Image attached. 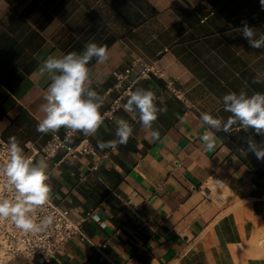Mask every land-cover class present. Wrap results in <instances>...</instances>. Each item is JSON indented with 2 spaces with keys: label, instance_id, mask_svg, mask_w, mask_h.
Wrapping results in <instances>:
<instances>
[{
  "label": "crops",
  "instance_id": "0c3cea01",
  "mask_svg": "<svg viewBox=\"0 0 264 264\" xmlns=\"http://www.w3.org/2000/svg\"><path fill=\"white\" fill-rule=\"evenodd\" d=\"M243 21L257 38L264 34L260 0H0V79L7 76L14 101L0 120L2 135L24 112L41 116L50 80L39 69L49 55L80 52L101 31L115 38L109 59L90 67L109 115L95 135L77 134L47 162L51 199L83 220L89 240L72 239L50 263L0 264H264V162L241 155L248 134L236 126L217 133L212 151L201 140L208 130L201 112L230 115L223 95L245 81L249 95L264 93L252 82L264 72V51L242 37ZM136 60L132 90L151 89L167 106L153 125L157 140L123 110L127 94L108 92ZM143 63L159 75L138 78ZM118 118L132 123L133 137L101 151L97 141L116 138ZM47 136L26 143L42 146ZM82 143L88 152L68 154Z\"/></svg>",
  "mask_w": 264,
  "mask_h": 264
},
{
  "label": "clouds",
  "instance_id": "9594fccd",
  "mask_svg": "<svg viewBox=\"0 0 264 264\" xmlns=\"http://www.w3.org/2000/svg\"><path fill=\"white\" fill-rule=\"evenodd\" d=\"M264 7V0H260ZM238 29L242 37L253 49L264 51V34L257 38V33L246 21ZM109 59L106 46L98 45L91 40L84 44L80 52L72 51L59 57L49 55L39 69L41 76L47 75L50 83L40 104L41 116L37 118L36 131L40 134H52L54 138L63 128L67 129L64 137L71 143L77 134L95 135L108 113H102L103 97L93 88L89 65L91 62L105 63ZM264 84V72L258 71L252 81ZM247 82L245 81V88ZM241 88L229 91L222 97L223 110L230 113L224 117L211 112H201V124L207 127L202 135L207 150L216 146L217 133H231L234 126L248 135L242 140L246 148H241V155L247 158L248 153L264 162V140L257 142L255 135L264 137V93L253 92L251 95ZM157 96L151 89L137 87L127 92V101L123 110L145 129L153 140L160 137L153 128L159 115L167 112V106H158ZM115 139L97 141V147L104 151H115L120 145H126L134 135V128L128 119L116 121ZM7 159L0 163V176L6 178L4 189L12 193L11 198L0 196V219L10 218L15 226L25 232H38L51 224V217L37 222L34 213L43 208L51 198V174L46 160H33L25 154L15 137H10L6 146ZM218 183L221 181H217Z\"/></svg>",
  "mask_w": 264,
  "mask_h": 264
},
{
  "label": "built area",
  "instance_id": "2783aa9c",
  "mask_svg": "<svg viewBox=\"0 0 264 264\" xmlns=\"http://www.w3.org/2000/svg\"><path fill=\"white\" fill-rule=\"evenodd\" d=\"M122 72L115 74L116 83L108 90L120 91L122 95L127 94L136 80H131L135 64ZM151 74L159 75L149 64L143 63L138 78H148ZM121 99V98H120ZM118 99L115 104L119 102ZM66 134V133H65ZM58 138L52 137L42 146L36 143H26L25 154L35 160L44 159L46 162L56 157L58 152L66 147L64 137L57 134ZM7 142L0 134V163L7 159ZM89 144L79 145V147L69 150L68 154H78L88 152ZM6 178L0 176V196L11 198L12 193L4 189ZM127 206L131 213L139 217V205L132 199L127 200ZM34 219L40 220L51 217V224L38 232H25L18 229L10 218L0 219V260H10L15 257H26L32 262L50 263L58 258L68 243L74 239L89 240L82 229V219H75L71 209L55 203L51 198L49 202L33 214ZM96 217V216H94Z\"/></svg>",
  "mask_w": 264,
  "mask_h": 264
},
{
  "label": "trees",
  "instance_id": "16d2710c",
  "mask_svg": "<svg viewBox=\"0 0 264 264\" xmlns=\"http://www.w3.org/2000/svg\"><path fill=\"white\" fill-rule=\"evenodd\" d=\"M115 41L112 35H108L101 31L97 34L93 42L98 45L106 46V48ZM95 63L91 62L89 68ZM5 69V68H3ZM8 73H13L11 69H7ZM7 76L0 79V120L6 116L10 108L13 106L14 101L11 94L4 89L11 86L8 83ZM37 120L28 112L22 113L18 118H16L12 124L3 132V137L6 141L10 137H15L19 142L20 146L26 151L25 143L28 141H44L48 138L45 134L37 133L36 131Z\"/></svg>",
  "mask_w": 264,
  "mask_h": 264
},
{
  "label": "bare ground",
  "instance_id": "6f19581e",
  "mask_svg": "<svg viewBox=\"0 0 264 264\" xmlns=\"http://www.w3.org/2000/svg\"><path fill=\"white\" fill-rule=\"evenodd\" d=\"M260 244V243H259ZM262 244V243H261ZM254 246H257V244H255ZM248 247V246H247ZM257 248V247H256Z\"/></svg>",
  "mask_w": 264,
  "mask_h": 264
}]
</instances>
